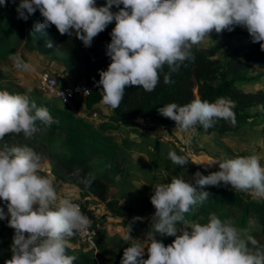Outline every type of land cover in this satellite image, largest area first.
<instances>
[{
  "label": "clouds",
  "instance_id": "clouds-1",
  "mask_svg": "<svg viewBox=\"0 0 264 264\" xmlns=\"http://www.w3.org/2000/svg\"><path fill=\"white\" fill-rule=\"evenodd\" d=\"M7 3L0 0V6ZM113 6L119 10L113 12ZM16 10L24 21L39 10L43 22L36 25L38 31L55 25L61 35L71 36L74 30L85 47L115 22L107 46L111 63L100 71L97 83L102 86L101 102L112 109L120 106L129 86L151 93L161 74L164 83H170L171 73L194 59V46L213 30L222 33L244 27L252 42L264 50V0H106L99 7L97 0H20ZM9 59L17 70L34 71L18 54ZM32 92L30 86L23 93L0 90V139L21 133L28 139L58 123L46 107L31 99ZM234 108L235 102L227 97L214 102L195 98L184 105L170 102L159 112L195 136L199 127L207 130L218 120L235 124ZM258 108L264 111V104ZM168 156L173 164L188 163V157L175 150H169ZM44 159L26 144L0 146V199L7 202V213L0 208V220L8 219V226L15 230L12 258L6 264H74L76 257L68 254L70 238L90 225L79 204L59 195L54 177L40 174ZM211 164H218L220 170L208 175L197 171L188 180L173 177L154 186L151 229L175 239L168 246L157 235H148L145 241L134 239L124 249L121 264H264V245L231 218L222 220L212 212L206 223L186 219L185 214L208 200L205 186L223 182L264 200V164L259 155L217 159ZM92 179L86 177L85 183ZM142 219L134 217L133 222ZM181 223L183 229L178 228ZM178 231L182 234L177 235ZM130 232L123 236L126 242L133 240ZM145 249L147 259H143Z\"/></svg>",
  "mask_w": 264,
  "mask_h": 264
},
{
  "label": "rangeland",
  "instance_id": "rangeland-1",
  "mask_svg": "<svg viewBox=\"0 0 264 264\" xmlns=\"http://www.w3.org/2000/svg\"><path fill=\"white\" fill-rule=\"evenodd\" d=\"M105 3L106 0H97L98 7L105 5ZM121 7L123 6L121 5ZM0 8L3 12L0 13V29L3 31L0 41V85L14 92H25L26 88L30 86L33 89L31 94L44 98L57 109H64L65 106L57 99L45 94L40 89L41 74L45 71L51 73L47 69L48 63L51 60L61 61L62 54L58 49L61 34L58 31L53 37L39 39L29 29L28 20L18 19L17 8L10 0L6 6H0ZM118 10L113 6V12ZM36 13L40 14L39 10ZM1 14H4V17H1ZM5 17L8 18L5 19ZM249 41H252V38L247 29L236 26L231 32L224 30L222 33H216L213 30L210 36L199 46L213 48L217 52V56L224 57L230 53L232 46ZM49 42L52 44L51 47H48ZM13 54H18L25 62L30 63L34 67V71L17 70L13 61L9 59ZM261 71L256 67H249L248 71L243 74L244 82L241 86L246 91L264 88V80L254 79ZM60 81L62 79H59ZM101 101L97 103V106H84L79 112L74 111L71 106L69 108L82 123L110 138L119 146L120 151L118 154L114 153V158L117 161L122 160L124 177L113 175L117 193L134 190L154 195L155 185L168 183L173 177H183L188 180L197 171L204 175L219 171L218 164H211L217 159L256 154L261 157V163L264 164V117L262 116L253 119L242 129L222 136L203 133L199 130L195 136H192L191 133H186L177 127H164L150 122L144 116L134 123L121 122L114 128L101 129L100 123L111 119L113 113L111 107L101 103ZM94 112L98 113L99 119L93 117ZM252 113L256 115L259 112L253 109ZM62 137V133L51 134L44 130L33 142V148L45 157L40 174L48 173L47 175L54 177L61 197L70 196L73 200L86 205L88 209H92L96 216L101 218L102 224L99 220L98 226L107 233V240H113L107 247L108 250L96 249L94 251L95 264H110L108 261H113V255L116 254L114 251L118 250L116 244L121 243L120 245H123L124 242L126 243L123 236L130 230L133 240L127 241L129 244L136 242L134 239L145 241L148 235H157V239L161 240L165 246L174 241V236H159V234L153 233L151 227L155 208L151 200L145 205L138 203L136 212L129 217L115 216L108 210L106 203L98 197L89 195L88 192L82 191L75 185L62 182L51 174V153L59 150ZM30 139H26L22 133L19 135L6 134L3 139H0V146L4 144L25 145ZM191 149L195 151L193 159H190L186 154ZM169 150H175L178 155H186L188 163L184 166L173 164L168 156ZM92 165L96 171H102L108 167V163L102 158L93 160ZM116 177H119V180ZM125 177L127 182L123 184ZM212 187L216 189L217 194L210 197L206 208H203L202 211L195 206L189 213L185 214L186 219L190 222L206 223L209 214L214 212L222 220L231 218L237 227L253 235L261 245H264V218L257 216L256 208L252 210L253 216L251 217L245 216L244 213L243 205L251 201L249 196L243 192L240 193L241 191H237L231 185H224L223 182L220 186H205L204 189ZM241 203L242 205L238 206ZM0 208H3L4 212L7 213V202L0 199ZM134 217L143 219L133 222ZM0 224V264H6V261L12 258L11 245L15 230L8 226V219L0 220ZM184 227L182 223L178 225L179 229ZM180 234L182 232L178 231L177 235ZM72 249L77 254L86 250L81 245ZM147 258V249H145L143 259Z\"/></svg>",
  "mask_w": 264,
  "mask_h": 264
},
{
  "label": "trees",
  "instance_id": "trees-1",
  "mask_svg": "<svg viewBox=\"0 0 264 264\" xmlns=\"http://www.w3.org/2000/svg\"><path fill=\"white\" fill-rule=\"evenodd\" d=\"M10 1L12 2V0ZM19 2L20 0H16L12 4L17 8ZM2 16L4 17V14H1ZM28 21L29 29L39 39H47L58 33L55 25L39 31L36 29V25L43 22V17L39 13L35 12L30 15ZM114 27L115 22L109 24L103 32L93 39L90 47L84 46L83 42L76 37L74 30L71 36L60 35L58 46L62 54L60 62L72 73L75 80L83 79L89 82L100 80V71H106L111 63V58L107 55V46L111 42L110 33ZM1 34L3 31L0 29V41L2 40ZM216 53L213 48L194 46V59L185 61L178 71L171 73L170 83L165 84L163 74H161L160 82L151 93L145 92L140 87H127L120 106L117 109H112V118L108 121H102L99 125L100 128H114L121 122L134 123L142 116L150 122L164 127L177 126L175 121L162 116L159 109L170 102L184 105L195 98L214 102L217 98L227 97L235 102V124L218 120L213 127L207 130L199 127L198 130L203 133L222 136L242 129L258 116L264 117V111L258 108L259 105L264 104V88L246 91L241 86L244 82L243 74L248 71L249 67L262 70L254 79L264 80V50H261L260 44L252 41L236 44L231 47L230 53L224 57H219ZM164 71H168L166 65ZM0 90L23 93L11 91L3 85H0ZM101 90L102 86L87 97L86 107H92L101 101ZM30 95L37 106L46 107L52 117L58 121V123H54L50 128H44L42 131L47 130L51 134H63L60 139L59 150L51 153V174L62 182L75 185L82 191L88 192L89 195L98 197L106 203L108 210L115 216L129 217L136 212L138 203L145 205L150 202L152 195L141 191L117 193L113 175L124 177L122 160L117 161L114 158V153L118 154L120 151L118 145L112 142L110 138L82 123L70 111L69 106H65L64 109H57L44 98L38 95ZM253 109L259 113L254 115ZM42 131L34 134L26 145L33 148V142L37 140ZM97 158L104 159L108 163V167L102 171H96L92 161ZM44 175L47 174L44 173ZM88 176L93 177L91 183H85V178ZM126 180L125 177L123 184L127 182ZM204 190L210 193L208 200L217 194L214 187ZM208 200L202 205H197L196 208L198 207L203 211ZM241 205L242 203L238 204V206ZM243 206L245 216H253L252 210L256 208L257 216L264 218V200L251 199ZM82 207L90 220V226L97 230V249L108 250L107 247L113 240L108 241L107 233L98 226L99 220L102 224L101 218L99 219L94 211L88 209L86 205H82ZM75 243H77V235L70 238V245ZM120 244H116L117 251L112 250L116 254L113 255L112 262L108 261L110 264H121L124 249L129 246V243ZM68 254L76 257L74 264H95L96 262L94 249H86L77 254L70 246Z\"/></svg>",
  "mask_w": 264,
  "mask_h": 264
},
{
  "label": "built area",
  "instance_id": "built-area-1",
  "mask_svg": "<svg viewBox=\"0 0 264 264\" xmlns=\"http://www.w3.org/2000/svg\"><path fill=\"white\" fill-rule=\"evenodd\" d=\"M98 81L89 82L83 79L75 80L71 84H62L59 79L52 73L45 71L41 74L40 89L47 95L54 97L64 106H72L77 99L86 102L87 97L91 95L97 87ZM87 92V94H85ZM93 117L99 119L97 112L93 113ZM195 151L193 149L188 150L186 153L190 159L195 157ZM249 198L254 199L249 193L243 192ZM257 200V199H254ZM79 204L81 211L85 215L82 204L79 201H75ZM77 243L84 246L86 249H97V230L89 225L88 229L82 233L77 234Z\"/></svg>",
  "mask_w": 264,
  "mask_h": 264
},
{
  "label": "crops",
  "instance_id": "crops-1",
  "mask_svg": "<svg viewBox=\"0 0 264 264\" xmlns=\"http://www.w3.org/2000/svg\"><path fill=\"white\" fill-rule=\"evenodd\" d=\"M48 67L47 69L49 71H51V73L55 76H58V79H62V84H71L75 81L74 76L72 75V73H70L59 61H54L51 60L50 63H48ZM99 103V102H98ZM102 103V102H101ZM100 103V105H101ZM84 106L86 107V102L81 101L80 99H77L75 103H73V105L71 106L73 108L74 111L79 112L80 110H82L84 108ZM95 106H97V103L95 104ZM112 109V108H111ZM113 112V110H112ZM139 119V118H138ZM172 127H177V126H172ZM48 174V173H47ZM80 246L78 243H75L73 245H71V247H77Z\"/></svg>",
  "mask_w": 264,
  "mask_h": 264
}]
</instances>
